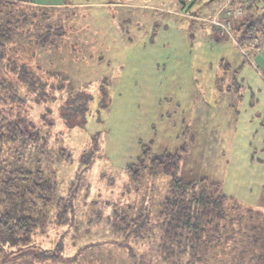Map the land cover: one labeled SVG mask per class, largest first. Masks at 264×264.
Instances as JSON below:
<instances>
[{
	"label": "rangeland",
	"instance_id": "rangeland-1",
	"mask_svg": "<svg viewBox=\"0 0 264 264\" xmlns=\"http://www.w3.org/2000/svg\"><path fill=\"white\" fill-rule=\"evenodd\" d=\"M40 1L57 5L46 12L26 6L25 18L34 16V21L0 57V121L34 123L48 140L50 155H37L40 147L22 155L21 146L6 144L1 164L7 178L20 176L13 173L16 167L31 169L48 162L55 170L57 197L32 243L14 252L5 245L0 264H264V205L255 204L257 196L248 194L251 186L255 193L264 188L251 183L252 168L261 161L255 155L257 118L244 117L250 109L257 113L249 86L257 88V78L264 83L244 51L246 43H264L263 35H247L241 46L235 30V38L220 37L210 19L222 0ZM47 28H63L64 34L45 46L36 34ZM22 63L48 85L33 86L29 81L37 77L25 72ZM102 85L108 92L106 108L100 107ZM84 106L85 112L79 113ZM66 111L71 128L62 115ZM147 147L157 154L185 148L181 177L219 180L226 194L257 212L242 207L241 219L202 258L188 251L165 259L158 246L156 214L145 222L146 231L109 235L113 222L108 218L115 209L132 208L130 214L136 215L143 201L148 204L152 197L158 204L168 190L170 179L163 175L154 182L144 179L139 186L128 177L127 166ZM88 154L94 160L83 172L80 159ZM62 204H69L72 213L71 221L60 225ZM18 252L21 259L10 255ZM8 255L14 260H4Z\"/></svg>",
	"mask_w": 264,
	"mask_h": 264
},
{
	"label": "trees",
	"instance_id": "trees-1",
	"mask_svg": "<svg viewBox=\"0 0 264 264\" xmlns=\"http://www.w3.org/2000/svg\"><path fill=\"white\" fill-rule=\"evenodd\" d=\"M237 1L244 5L246 10L244 20L237 21L234 26L236 34H239L238 42L243 44L246 36H252L254 33H261L264 37V2H259V0ZM210 2L211 0H207L205 3ZM26 6L29 8L34 6L40 12H46V7L37 6L31 0H0V10L3 13L0 20L5 19V15L8 17V19L0 22L1 59L7 53V47L14 41L20 40L19 38L24 35V28L29 27L31 25L29 23L34 21V16L33 18H25L28 14L22 11L27 8ZM5 8L8 9V13ZM63 34V28L61 31L47 28L45 32L36 34V37L39 43L47 46L56 42V39L59 36L62 37ZM20 65H22L25 72L33 74V68L30 65L26 63ZM37 68L42 70L39 65H37ZM33 77H37V79L33 78L34 80L29 81L33 86L44 89L48 85L44 77L35 76L34 74ZM52 87L57 88L54 85ZM42 92L50 96L46 90ZM84 95L86 96V94ZM72 99L70 98V100ZM108 104V92L106 87L102 85L100 107L106 108ZM79 110V113H83L86 108L84 106ZM68 111L62 113V115L67 119L68 126L71 128L73 124L68 121L71 117ZM41 132L42 130L30 121L7 120L5 123L0 121L1 251L7 244L11 246V252L16 251L20 246L30 245L34 235L38 233V229L45 226L52 203L57 197V183L52 176L55 170L53 171V167L41 158V163H45L43 167L40 165L35 167L36 169H29L26 166L16 167L13 173L20 176L7 178L3 176L4 167L1 164V155L4 153V145L6 144L13 147L21 146L22 155H25L28 149L40 147L42 150H37L39 151L36 152L37 155L41 154L43 159L46 158L44 155L48 153L46 150L48 140L45 136H41ZM97 136L95 135L94 141L98 145ZM97 149L99 150V148ZM44 152L45 154H43ZM185 152V148H182L176 152L157 154L153 153L150 147H147L135 162L127 166L128 177L138 186L143 183L144 179H152L154 182L160 175H163L170 179L168 190L158 204H155L152 197L148 199V204L143 201L142 210L136 215L132 216L130 214L132 208L130 212L115 209L112 218H108V220L112 219L113 222V230L109 231V235L112 233L116 236L129 237L132 233L141 232V229L146 231L148 227L144 228L145 222L151 220V217L156 214V219L159 222L158 228L161 232L158 246L165 259L169 260L173 256L184 255L188 251L191 252L193 257L202 258L203 253L223 241L230 225L241 219L239 211L242 207L250 211L249 213H252V211L257 212V208L247 206L238 198L226 194L223 191V184L219 180L207 176L197 179L181 177L179 174ZM62 155L65 156L64 153ZM83 157L80 159V165L82 171L85 172L91 167L94 157L91 155ZM153 207H156V210L153 211ZM60 210L57 218L58 223L63 225L69 222L72 207L69 204H62ZM10 255L20 258L21 254L18 252ZM12 256L1 257L9 261L14 260ZM23 258L25 257L23 256ZM23 258L22 260H25Z\"/></svg>",
	"mask_w": 264,
	"mask_h": 264
},
{
	"label": "crops",
	"instance_id": "crops-1",
	"mask_svg": "<svg viewBox=\"0 0 264 264\" xmlns=\"http://www.w3.org/2000/svg\"><path fill=\"white\" fill-rule=\"evenodd\" d=\"M12 1H20V0H12ZM31 1L35 5L41 6V7H55L54 5H57V3L52 2V1H45V2L40 1V0H38V1L37 0H31ZM226 2H227V0H222L218 9H220ZM235 23H234V26H235ZM216 29H217L218 33L221 32L218 27H216ZM225 35H230V34H223L222 33V35L220 37L225 36ZM231 37L235 38L234 34ZM239 44H240V46L244 45L242 43H239ZM246 44L248 47V51H244V49H243V51L245 52V56H246V53H248L247 61H249V63L252 66L257 68V73L264 80V43L261 42V45L259 47L254 48V49H251L250 45L248 43H246ZM244 63H246V62L244 61ZM237 73H240V72H237ZM241 73H242L241 76L243 78H245L247 72L242 71ZM262 88L264 89V83L261 82L259 80V78H257V88L256 87L254 88L253 85L249 86L248 89H249V94L251 93V100H254V101L257 100V113H255V110L250 109V110H247V112L245 113L246 115L244 116L248 120H253V121L257 118V135H259V143H257V154H255V155H257L258 158H260L259 160H261V161L257 162V167L252 168L255 171L253 173L251 183H255V184L259 183L261 187L264 186V103L261 104V100H263L262 99L263 97L261 98V94H262L261 89ZM256 96H257V99H256ZM250 106H251V104H250ZM250 149H252V148H250ZM261 150H262V153L258 154V151H261ZM254 161H255V159H254ZM254 161L252 162V165H253ZM255 190H256V188H254L252 186L249 187L248 194H252V196H257V198L254 199L255 204L259 203L260 205H264V188L263 189L260 188V192H258V193H255Z\"/></svg>",
	"mask_w": 264,
	"mask_h": 264
},
{
	"label": "built area",
	"instance_id": "built-area-1",
	"mask_svg": "<svg viewBox=\"0 0 264 264\" xmlns=\"http://www.w3.org/2000/svg\"><path fill=\"white\" fill-rule=\"evenodd\" d=\"M206 1L207 0H186L187 3L195 2L196 4H202ZM259 2H264V0H259ZM245 16L246 10L244 5L237 0H227V2L212 16L210 22L215 24L223 34H230L233 36L234 23L244 19ZM251 45V49L256 48L257 41H252ZM246 55H248V53H246Z\"/></svg>",
	"mask_w": 264,
	"mask_h": 264
},
{
	"label": "water",
	"instance_id": "water-1",
	"mask_svg": "<svg viewBox=\"0 0 264 264\" xmlns=\"http://www.w3.org/2000/svg\"><path fill=\"white\" fill-rule=\"evenodd\" d=\"M213 1H216V0H211V2H213Z\"/></svg>",
	"mask_w": 264,
	"mask_h": 264
}]
</instances>
